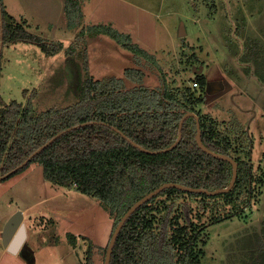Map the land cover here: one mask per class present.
Returning a JSON list of instances; mask_svg holds the SVG:
<instances>
[{
  "label": "rangeland",
  "instance_id": "rangeland-1",
  "mask_svg": "<svg viewBox=\"0 0 264 264\" xmlns=\"http://www.w3.org/2000/svg\"><path fill=\"white\" fill-rule=\"evenodd\" d=\"M74 2L84 15L77 29L69 28L66 0H3L6 11L29 33L61 42L64 49L53 56L35 43L6 46L0 66V97L5 103L15 100L24 105L32 98L38 115L76 104L90 77H115L125 79L129 90L168 87L186 102L205 98L196 106L201 117L236 130L235 143L244 148L243 157L253 164L257 179L252 206L238 217L208 227L197 249L204 252L202 264H244L240 245L261 234L264 222V0ZM182 24L186 33L180 36ZM95 26L130 37L154 61L123 48L108 34L89 38ZM81 31L86 32L85 43L80 40ZM76 42V53L67 56L65 51ZM71 57L74 63L68 61ZM201 67L203 73L197 75L195 69ZM128 68L142 70L145 77L140 82L128 80ZM198 76H204L207 85L193 89ZM216 82H222L223 93L217 91ZM216 107H220L217 116ZM8 178L0 180V199L6 197V205L12 203L7 210L22 206L25 218H38L35 223L27 220L29 229L39 227V250L29 240L37 264H87L90 246L94 264H104L117 220L99 200L76 190L63 194V187L47 181L42 165L36 163ZM3 187L6 194L1 193ZM191 202L196 208L197 201ZM4 216L0 206V218ZM263 250L257 247L247 264H261Z\"/></svg>",
  "mask_w": 264,
  "mask_h": 264
},
{
  "label": "trees",
  "instance_id": "trees-1",
  "mask_svg": "<svg viewBox=\"0 0 264 264\" xmlns=\"http://www.w3.org/2000/svg\"><path fill=\"white\" fill-rule=\"evenodd\" d=\"M66 1L69 28L77 29L84 17L82 7L74 0ZM0 8V48L3 45L4 50L6 46L28 42L40 45L49 55L63 51L61 42H50L29 33L23 23L6 11L3 0H0ZM101 33L108 34L135 55L154 61L150 54L131 43L130 37L113 28L95 26L88 37ZM80 37L85 43L86 32L81 31ZM78 47L77 42L73 43L65 54L74 55ZM71 60L72 57L68 59ZM85 63L88 70V59ZM125 76L132 82H140L145 74L140 69L128 68ZM196 83L199 88L200 85L205 87L207 79L198 76ZM125 85L122 78L96 80L90 77L84 81L83 93L76 87V93L81 95L76 104L38 115L32 98L24 105L15 100L5 103L0 97V176L16 170L40 147L63 133L8 179L33 163L42 165L47 181L99 200L116 217L115 228L131 206L163 184L177 183L209 191L230 184L232 163L199 147L197 121L193 117L185 121L182 140L173 150L152 154L141 149L161 151L171 147L178 140L183 116L194 112L200 119L203 144L237 162L235 186L230 192L216 196L177 188L164 190L136 210L125 223L111 264H202L204 252L198 250L197 245L204 231L240 216L252 206L257 179L254 166L243 157L244 148L236 145L234 128L228 130L213 119L201 117L196 106L204 103L205 98L186 102L168 87L129 90ZM86 123L89 124L82 125ZM191 199L197 201L196 208ZM208 215L210 218H206ZM73 239L71 242L76 245ZM257 247H264V222L261 234L248 237L240 245V251L245 253L244 264L249 262V255L254 258ZM87 264H94L91 246ZM261 264H264V250Z\"/></svg>",
  "mask_w": 264,
  "mask_h": 264
},
{
  "label": "water",
  "instance_id": "water-1",
  "mask_svg": "<svg viewBox=\"0 0 264 264\" xmlns=\"http://www.w3.org/2000/svg\"><path fill=\"white\" fill-rule=\"evenodd\" d=\"M0 18L2 20V14H1V8H0ZM1 25L3 27V22L1 21ZM185 27L182 24L181 28H180V36H183V34L185 35ZM2 36V34H1ZM3 50V45H1L0 48V56ZM195 72L197 73V75H200L203 73V67L199 68V69H195ZM193 117L196 119L197 121V143L199 145L200 148H202L205 152L211 154L212 156L218 158V159H222V160H227L229 162L232 163L233 165V175H232V180L230 182V184L227 187L224 188H220L214 191H209L206 189H197V188H190L181 184H177V183H166L163 184L162 186H160L159 188H157L156 190L150 192L149 194L145 195L143 198H141L139 201H137L133 206H131V208L126 212V214L122 217V219L119 221L118 225L116 226V228L114 229L113 233L111 234V238L106 250V256H105V262L104 264H111V258H112V254H113V250L116 244V241L118 239V236L121 232V230L123 229L125 223L129 220V218L136 212V210H138L142 205H144L145 203H147L148 201H150L151 199H153L155 196L159 195L161 192H163L164 190L168 189V188H177L183 191H187V192H191V193H203L209 196H216L219 194H225L230 192L233 187L236 184L237 178H238V164L237 162L230 156L225 155V154H218L215 153L211 150H209L202 141V129H201V123H200V119L199 116L194 113V112H189L187 114H185L180 122L179 125V137L178 140L169 148L165 149V150H161V151H148L145 148H141L143 151L145 152H149L152 154H159V153H164V152H169L171 150H173L178 144L179 142L182 140V128L183 125L185 123V121L190 118ZM89 123L86 124H82V125H87ZM81 125V126H82ZM70 129H68V131H70ZM63 133H59L56 137H54L53 139H51L49 142H47L45 145H43L42 147H40L36 152H34V154H32L23 164H21L19 167H17L16 170L11 171L10 173L4 175V176H0V180H2L3 178H7L11 175H13L15 173V171H18L20 169H23L26 165L29 164L30 161L33 160V158L38 155L40 152H42L44 149H46L52 142H54L58 137H60ZM134 146L139 147L135 142H132ZM24 218V214L21 211L16 212L7 222L5 228H4V233H3V243L4 246L7 247L8 251L11 252L12 254H17L20 249L23 246L25 237H26V229H25V223L23 221ZM27 246H24V248Z\"/></svg>",
  "mask_w": 264,
  "mask_h": 264
},
{
  "label": "crops",
  "instance_id": "crops-1",
  "mask_svg": "<svg viewBox=\"0 0 264 264\" xmlns=\"http://www.w3.org/2000/svg\"><path fill=\"white\" fill-rule=\"evenodd\" d=\"M216 83H219L217 86V88H218L217 91L222 90L221 92L223 93V91L225 90V87H223V85L221 86L222 82H216ZM220 99H221V97L218 98V101H220ZM199 108H201V107H199ZM217 108H220V107H216L213 109L215 116H217V114H216ZM61 192L63 194H66V195L70 194V190H68V189L66 190L65 188H62ZM1 193L6 194L5 193V187H3V191H1ZM5 198L6 197H4V201L0 199V206L3 208V210L5 212L4 218H0V264H37V257H36L37 254H35V252H33V251L31 252L29 240L34 241V245L37 244L36 250H39V243H38L39 240L37 238L38 233H39V227L34 226V227H32V229L31 228L29 229L30 223L29 222L27 223V220H29V221L32 220L31 222L35 223V221H37L38 218H25L26 212H23L24 210L22 209V206H21V209H19L20 207H18V206H14L15 207L14 209H12L10 211L7 210V209H9V206H12V203H9L8 205H6ZM17 210L22 211L24 214L23 221L25 223L26 237H25L23 246L20 249V251L17 254H12L11 252L8 251L7 247L4 246L2 235L4 233L3 228H5L9 218ZM24 246H27V247L24 248Z\"/></svg>",
  "mask_w": 264,
  "mask_h": 264
},
{
  "label": "built area",
  "instance_id": "built-area-1",
  "mask_svg": "<svg viewBox=\"0 0 264 264\" xmlns=\"http://www.w3.org/2000/svg\"><path fill=\"white\" fill-rule=\"evenodd\" d=\"M197 88H199V85H198V83L195 82V83L193 84V89H197ZM75 187H76V185H75Z\"/></svg>",
  "mask_w": 264,
  "mask_h": 264
}]
</instances>
